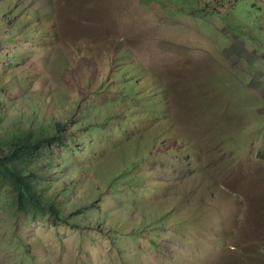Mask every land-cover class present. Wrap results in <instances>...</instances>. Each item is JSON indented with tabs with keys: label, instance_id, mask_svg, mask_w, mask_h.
<instances>
[{
	"label": "rangeland",
	"instance_id": "1",
	"mask_svg": "<svg viewBox=\"0 0 264 264\" xmlns=\"http://www.w3.org/2000/svg\"><path fill=\"white\" fill-rule=\"evenodd\" d=\"M0 116L68 141L0 264H264V0H0Z\"/></svg>",
	"mask_w": 264,
	"mask_h": 264
},
{
	"label": "trees",
	"instance_id": "2",
	"mask_svg": "<svg viewBox=\"0 0 264 264\" xmlns=\"http://www.w3.org/2000/svg\"><path fill=\"white\" fill-rule=\"evenodd\" d=\"M1 121L0 116V125ZM51 132L45 137L34 136L30 131H15L8 142L0 139V206H8L33 219L42 217L57 222L64 218L59 214V203L65 189L47 194L45 182L49 177L45 174L46 171L49 174L51 160L47 153L57 146L67 147L68 141L59 143L63 132L60 125ZM2 148H6L3 153Z\"/></svg>",
	"mask_w": 264,
	"mask_h": 264
}]
</instances>
